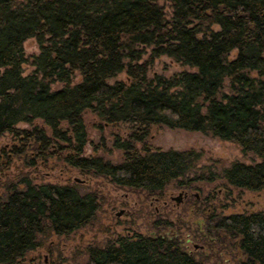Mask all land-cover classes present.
<instances>
[{
	"label": "trees",
	"instance_id": "1",
	"mask_svg": "<svg viewBox=\"0 0 264 264\" xmlns=\"http://www.w3.org/2000/svg\"><path fill=\"white\" fill-rule=\"evenodd\" d=\"M161 2L171 5L170 20ZM30 39L40 53L25 77ZM163 56L196 72L149 79ZM122 73L127 82L109 83ZM54 84L64 87L53 90ZM86 111L99 127L131 130L113 142L121 164L85 156ZM19 124L33 129L19 131ZM155 126L235 143L261 163H234L221 178L238 189L264 190V0H0V138L21 135L43 156L56 148L55 157L85 175L155 196L187 178L202 157L194 150L151 151ZM219 178L211 173L191 182ZM98 210L96 195L74 186L10 184L0 199V264H17L46 230L70 235L85 228ZM207 231L237 239L242 264H264V214L211 215ZM89 255L88 264H207L164 235L120 237Z\"/></svg>",
	"mask_w": 264,
	"mask_h": 264
},
{
	"label": "rangeland",
	"instance_id": "2",
	"mask_svg": "<svg viewBox=\"0 0 264 264\" xmlns=\"http://www.w3.org/2000/svg\"><path fill=\"white\" fill-rule=\"evenodd\" d=\"M170 20L173 10L170 4L161 2ZM152 48L147 49L143 62L149 57ZM26 63L23 65L25 77L33 75V58L40 53L36 39L24 43ZM237 51L230 60L237 58ZM182 72H196L195 69L177 63L163 56L154 61L148 78L162 76L167 79ZM81 81L77 75L74 83ZM127 82L126 73L119 74L110 84ZM62 84L52 85L53 90L62 89ZM84 122L88 131L86 157H100L114 165L123 161V152L113 146L116 136L128 138V126L104 125L92 112L86 111ZM36 126L43 127L41 121ZM19 131H31L26 124L17 126ZM66 129L67 126L63 125ZM48 136H51L47 131ZM148 148L153 151L202 153L196 169L184 179L171 183L163 193L151 196L144 191L119 188L103 177L81 173L55 157L56 148L43 152L34 142H25L21 135L6 134L0 138V199L7 194V186L16 183L25 189L26 183L33 185L54 184L74 186L82 194H94L98 199L99 210L92 223L70 234L57 235L46 230L38 236V246L19 260L17 264H88L89 251L94 247L104 248L115 243L120 237L142 235L153 237L164 235L178 239L187 252L198 259L204 258L207 264H242L243 251L235 238L221 236L212 238L207 231L211 215L219 218L232 215L264 214V190L252 192L230 186L221 178L224 170L234 163L246 165L260 164L261 160L252 154H244L235 143L222 141L199 132L172 130L155 126L151 129ZM143 152V146L138 145ZM211 173L220 176L214 182L194 181L201 175ZM25 182V183H24ZM181 198V203L176 201Z\"/></svg>",
	"mask_w": 264,
	"mask_h": 264
},
{
	"label": "water",
	"instance_id": "3",
	"mask_svg": "<svg viewBox=\"0 0 264 264\" xmlns=\"http://www.w3.org/2000/svg\"><path fill=\"white\" fill-rule=\"evenodd\" d=\"M176 201H177L178 203H181V198H180V197L177 198Z\"/></svg>",
	"mask_w": 264,
	"mask_h": 264
}]
</instances>
